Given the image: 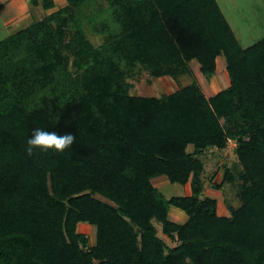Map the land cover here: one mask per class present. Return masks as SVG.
<instances>
[{"label":"trees","instance_id":"trees-1","mask_svg":"<svg viewBox=\"0 0 264 264\" xmlns=\"http://www.w3.org/2000/svg\"><path fill=\"white\" fill-rule=\"evenodd\" d=\"M65 2L0 39V264H264V36L242 47L216 0ZM219 55L229 85L210 97L195 81L130 94L137 67L176 79L195 60L209 79ZM35 128L76 140L28 156ZM228 139L241 170L221 184L236 181L240 204L220 215L197 155ZM158 175L190 194L164 197Z\"/></svg>","mask_w":264,"mask_h":264},{"label":"rangeland","instance_id":"rangeland-1","mask_svg":"<svg viewBox=\"0 0 264 264\" xmlns=\"http://www.w3.org/2000/svg\"><path fill=\"white\" fill-rule=\"evenodd\" d=\"M216 1L242 47H248L264 36V0ZM65 3V0H54L53 8L44 9L40 5H31L29 0H0V39L28 26L33 21L42 19ZM85 32L94 45L101 43V35L93 33L88 24H85ZM189 66L191 68L190 73L181 75L176 79L168 76L150 77L147 72L137 67L133 74L126 78L130 84V94L159 97L195 81L199 84L204 95L210 96L229 85V77L222 55L216 58V69L209 79L201 73L197 61L191 60ZM234 148L235 141L228 139L225 148H208L197 155L203 162L201 196L215 198L216 211L220 215H228L230 207H237L240 204L236 181H225L221 184L226 169L235 176L241 170ZM192 150L193 146L188 145L187 151L192 152ZM151 182L166 198L190 194L189 182L184 185L172 183L164 175L153 177ZM219 184H221L220 188L214 186ZM168 217L174 222L182 223L186 220L187 215L183 210L170 205ZM153 224L156 227L157 235L168 246L172 247L175 242L162 234L161 224L154 220ZM77 230L87 236L89 244L94 243V226L78 224Z\"/></svg>","mask_w":264,"mask_h":264},{"label":"clouds","instance_id":"clouds-1","mask_svg":"<svg viewBox=\"0 0 264 264\" xmlns=\"http://www.w3.org/2000/svg\"><path fill=\"white\" fill-rule=\"evenodd\" d=\"M75 140L76 137L70 133L59 135L55 131L35 128L26 141L25 151L28 156L34 155V150L36 149L42 152H47L49 150L64 152L71 147Z\"/></svg>","mask_w":264,"mask_h":264},{"label":"crops","instance_id":"crops-1","mask_svg":"<svg viewBox=\"0 0 264 264\" xmlns=\"http://www.w3.org/2000/svg\"><path fill=\"white\" fill-rule=\"evenodd\" d=\"M206 97H210V96H212V95H210V96H207V95H205ZM83 224H85V223H80L79 225H83ZM88 225V224H87Z\"/></svg>","mask_w":264,"mask_h":264}]
</instances>
